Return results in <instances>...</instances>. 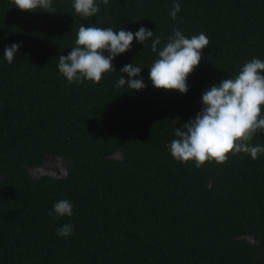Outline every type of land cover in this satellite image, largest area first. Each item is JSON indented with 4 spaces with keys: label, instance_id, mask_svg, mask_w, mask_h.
<instances>
[{
    "label": "trees",
    "instance_id": "obj_1",
    "mask_svg": "<svg viewBox=\"0 0 264 264\" xmlns=\"http://www.w3.org/2000/svg\"><path fill=\"white\" fill-rule=\"evenodd\" d=\"M73 4L52 0L51 14L27 13L0 0V264H264V153L198 169L168 147L203 108L205 90L264 61V0H97L87 20ZM82 24L145 27L153 37L146 48L134 39L99 84L69 83L59 56L76 46ZM173 29L209 39L187 94L149 79ZM13 43L22 46L10 64ZM133 63L143 90L116 86ZM250 143L264 146V130ZM48 157L66 173L34 177ZM60 200L72 203L71 217L55 215ZM65 224L74 228L67 238L57 235Z\"/></svg>",
    "mask_w": 264,
    "mask_h": 264
},
{
    "label": "clouds",
    "instance_id": "obj_2",
    "mask_svg": "<svg viewBox=\"0 0 264 264\" xmlns=\"http://www.w3.org/2000/svg\"><path fill=\"white\" fill-rule=\"evenodd\" d=\"M107 5L108 0H100ZM17 9L23 12L52 13V0H13ZM73 7L85 20L95 17L99 12L97 0H74ZM180 5L174 3L170 11L173 20L180 12ZM153 37V32L140 27L135 33L121 28L119 32L112 28L88 27L84 24L78 30L76 46L68 54L59 56L58 69L69 83L82 82L85 79L99 84L106 73H115L113 61L128 52L134 39L147 47L146 42ZM161 40L157 37L151 44L156 53ZM22 45L13 43L4 50V59L13 63ZM209 46V39L204 33L191 38L179 29H173V35L167 44L159 50L158 59L149 68V79L156 89L177 91L187 94L188 77L199 66L203 49ZM108 55L105 56L104 53ZM123 76L116 86L125 84L133 91L146 88L141 76V68L135 64H126L121 69ZM137 77H140L137 79ZM203 108L183 124V130L177 129V139L171 141L169 151L175 160L187 164L195 162L202 168L206 163L215 162L224 165L229 156L245 153L256 160L264 153V146H253V136L264 130V61L253 59L243 65L234 79L226 78L218 85L205 90L202 95ZM56 216L71 217L73 205L68 200H60L53 205ZM74 228L65 224L57 229V235L70 237Z\"/></svg>",
    "mask_w": 264,
    "mask_h": 264
},
{
    "label": "water",
    "instance_id": "obj_3",
    "mask_svg": "<svg viewBox=\"0 0 264 264\" xmlns=\"http://www.w3.org/2000/svg\"><path fill=\"white\" fill-rule=\"evenodd\" d=\"M53 162L55 164L58 165V168L56 170H53L54 167H50L48 166V163ZM60 166V167H59ZM40 170H30V172L32 173V175L36 178L41 177L43 175H47V174H53L54 172H59L62 173L64 171V166L63 163L61 161V159H51V158H47L45 164L43 165L42 168H39ZM61 170V172H60ZM63 170V171H62Z\"/></svg>",
    "mask_w": 264,
    "mask_h": 264
},
{
    "label": "flooded vegetation",
    "instance_id": "obj_4",
    "mask_svg": "<svg viewBox=\"0 0 264 264\" xmlns=\"http://www.w3.org/2000/svg\"><path fill=\"white\" fill-rule=\"evenodd\" d=\"M50 164H52L53 165V170H56L57 168H58V165L57 164H55V163H50ZM50 164H48V166L50 165ZM32 170H40V169H32ZM53 174H59V172L57 171V172H54Z\"/></svg>",
    "mask_w": 264,
    "mask_h": 264
},
{
    "label": "bare ground",
    "instance_id": "obj_5",
    "mask_svg": "<svg viewBox=\"0 0 264 264\" xmlns=\"http://www.w3.org/2000/svg\"><path fill=\"white\" fill-rule=\"evenodd\" d=\"M48 158H51V157H48ZM51 159H56V158H51ZM61 161H62V159H61ZM50 163H53V162H50ZM50 163H48V164H50ZM63 163V162H62ZM63 166H64V169H65V165H64V163H63ZM60 167V166H59ZM63 171V170H62ZM60 172H61V170H60ZM66 173V171L64 170L62 173H59V174H57V175H64Z\"/></svg>",
    "mask_w": 264,
    "mask_h": 264
},
{
    "label": "rangeland",
    "instance_id": "obj_6",
    "mask_svg": "<svg viewBox=\"0 0 264 264\" xmlns=\"http://www.w3.org/2000/svg\"><path fill=\"white\" fill-rule=\"evenodd\" d=\"M49 166H50V167H53V165H52V164H50Z\"/></svg>",
    "mask_w": 264,
    "mask_h": 264
}]
</instances>
